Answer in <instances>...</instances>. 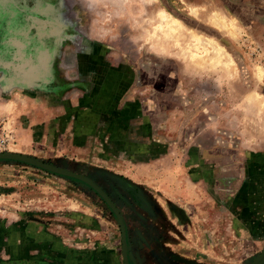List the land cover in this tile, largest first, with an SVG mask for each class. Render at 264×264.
<instances>
[{
	"label": "rangeland",
	"instance_id": "374dc122",
	"mask_svg": "<svg viewBox=\"0 0 264 264\" xmlns=\"http://www.w3.org/2000/svg\"><path fill=\"white\" fill-rule=\"evenodd\" d=\"M0 65V153L96 185L128 264L264 250V0H0ZM0 264H124L118 218L0 160Z\"/></svg>",
	"mask_w": 264,
	"mask_h": 264
},
{
	"label": "water",
	"instance_id": "95a60500",
	"mask_svg": "<svg viewBox=\"0 0 264 264\" xmlns=\"http://www.w3.org/2000/svg\"><path fill=\"white\" fill-rule=\"evenodd\" d=\"M0 160L19 161V162H23V163L29 164L31 166H35L37 168L46 170V171L51 172V173H55V174H59L62 176L74 178V179L80 180V181L88 184L95 191H97L104 198L106 203L110 206V208L113 210V212L115 213V215L118 218V222L120 224L121 235H122L123 260H124V264H128L127 254H126L125 230H124V225H123L122 219L120 218V216H119L117 210L115 209V207L113 206V204L107 199V197L102 193V191L96 185H94L91 181H89L87 178H85L81 175L74 174V173L66 171V170L58 169V168L52 167L50 165L44 164L42 162L27 158L24 156L14 155V154H9V153H0ZM263 258H264V250L259 255L256 256V258L251 262V264H259Z\"/></svg>",
	"mask_w": 264,
	"mask_h": 264
},
{
	"label": "crops",
	"instance_id": "0c3cea01",
	"mask_svg": "<svg viewBox=\"0 0 264 264\" xmlns=\"http://www.w3.org/2000/svg\"><path fill=\"white\" fill-rule=\"evenodd\" d=\"M1 66V65H0ZM1 87H0V97L3 95H1V93H4V89H3V86L2 85H0ZM4 94H6V95H13L12 94V92H5ZM40 120H36V122H39Z\"/></svg>",
	"mask_w": 264,
	"mask_h": 264
},
{
	"label": "bare ground",
	"instance_id": "6f19581e",
	"mask_svg": "<svg viewBox=\"0 0 264 264\" xmlns=\"http://www.w3.org/2000/svg\"><path fill=\"white\" fill-rule=\"evenodd\" d=\"M119 4V3H118ZM160 22V21H159ZM169 22V21H168ZM220 24V23H219ZM166 26V25H165ZM172 26V25H171ZM222 26V25H221ZM171 28H173V27H171ZM167 30V29H166ZM174 30V29H173ZM169 30H167V32H168ZM173 33V32H172ZM174 35V34H173ZM206 41H208V40H206ZM206 41H204V42H206ZM209 42V41H208ZM200 44V43H199ZM212 45V44H211ZM216 46V45H215ZM220 49V48H219ZM216 53V52H215ZM224 55V54H223ZM222 57V56H221ZM220 59V58H219ZM218 60V59H217Z\"/></svg>",
	"mask_w": 264,
	"mask_h": 264
},
{
	"label": "clouds",
	"instance_id": "9594fccd",
	"mask_svg": "<svg viewBox=\"0 0 264 264\" xmlns=\"http://www.w3.org/2000/svg\"><path fill=\"white\" fill-rule=\"evenodd\" d=\"M91 3H97L99 0H90Z\"/></svg>",
	"mask_w": 264,
	"mask_h": 264
}]
</instances>
